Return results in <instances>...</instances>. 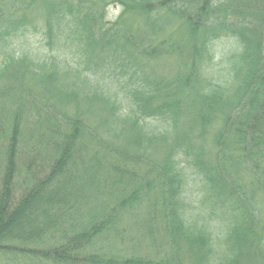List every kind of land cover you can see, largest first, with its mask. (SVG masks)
Returning <instances> with one entry per match:
<instances>
[{"label":"trees","instance_id":"trees-1","mask_svg":"<svg viewBox=\"0 0 264 264\" xmlns=\"http://www.w3.org/2000/svg\"><path fill=\"white\" fill-rule=\"evenodd\" d=\"M0 264H264V0H0Z\"/></svg>","mask_w":264,"mask_h":264},{"label":"rangeland","instance_id":"rangeland-1","mask_svg":"<svg viewBox=\"0 0 264 264\" xmlns=\"http://www.w3.org/2000/svg\"><path fill=\"white\" fill-rule=\"evenodd\" d=\"M119 12V8L115 5L109 6L107 8V16L106 18L108 20H114L117 16ZM19 39H17L16 41H18ZM14 41V43L18 46L20 45V43H22V39L21 41L19 40L20 43ZM30 43L27 47V51L30 52L32 55H34L33 53H37L39 56H44L47 49H44V46L41 45L40 43V38L39 36H32L31 39H29ZM34 41V42H33ZM32 43V45H31ZM211 57L213 58V60H206V65L208 69H205L208 71V74L213 77H215L214 79H227L229 78V76H227L229 74V70H227L228 68V57L230 56L231 53H235L239 50V46L237 45V43L235 42V40H233L232 38H221L215 42H213V45L211 46ZM66 53V52H65ZM72 52H68V59L71 57ZM48 55V54H47ZM211 57L209 59H211ZM158 72H161L159 66H156ZM161 69L164 71V69L161 67ZM165 69H169V67H166ZM165 72V71H164ZM108 82V81H107ZM117 83H114V85H116ZM117 87L114 88V90L118 91L119 87L118 85H116ZM126 104V103H125ZM128 107V106H127ZM152 126H156V122H151ZM203 189V184L202 181L200 179L199 176H196L193 173L189 174L188 177V181H187V185H186V189H185V193L183 196V202L186 203L187 206V211H186V215L185 219L187 224L192 228V227H196L199 226L201 228V226L204 223V220L201 218V216L204 219H214V228L216 230V232H213V236L215 239L218 240L217 237V230L219 228L220 223V215H222V212L219 210V207H216L215 205L212 207L211 205L208 204H203V209L200 212V216L198 218H200L199 220H197L195 218L196 213H198V210H195V208L198 207L197 204H194L193 206V197H197L199 198L201 190ZM204 200V197H203ZM192 206V207H191Z\"/></svg>","mask_w":264,"mask_h":264}]
</instances>
